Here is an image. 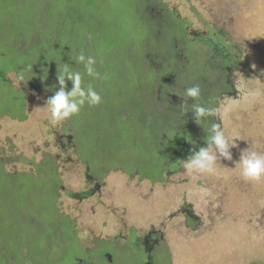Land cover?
<instances>
[{
    "label": "rangeland",
    "instance_id": "rangeland-1",
    "mask_svg": "<svg viewBox=\"0 0 264 264\" xmlns=\"http://www.w3.org/2000/svg\"><path fill=\"white\" fill-rule=\"evenodd\" d=\"M122 1L118 0L120 6ZM132 1L137 4V0ZM161 1L167 10L188 23L190 38L196 36L210 42L214 57L219 56L221 48L225 53L223 58L228 61L224 77L229 85L223 84L222 89L220 85L216 105L220 114L213 120L221 124L230 139H235L237 147L231 150L235 162L222 161L215 175L198 178L189 175L180 164L172 165L163 172L162 180L153 182L141 177L136 168H146H135L134 160L133 167L129 165L134 170L129 173L118 168L97 174L102 183L99 191L83 198L71 196L92 185L84 178L86 164L81 159L86 153L79 145L85 132H75L67 120L54 124L46 104L48 97L34 92L27 94L25 119L0 117V165L7 171L29 172L34 168L33 162L43 161L46 155L56 159L62 182L55 205L71 218L78 243L93 249L91 254L98 264H109L108 259H101L104 252L116 257L115 264H142V247L131 241L135 237L130 232L141 240L149 231L159 242L154 248L158 257L155 264H264V182L245 181L238 163L243 148L264 152V0ZM116 3L117 0L112 2ZM140 17L145 18L143 12L120 13L119 21L113 23L131 29L135 18ZM157 20L173 22L163 14ZM132 48L138 47L134 44ZM205 53V48L196 46L187 60H178L174 68L172 64L160 71L163 81L158 77L152 84L144 82L143 75L148 71L135 60L139 77L135 81L129 77L127 85L120 77L94 85L88 76L82 86H92L105 101L99 109L102 118H108L126 99L131 101L130 108L143 99L141 110L135 113L138 118L149 120L154 132H160V126L173 129L184 121L190 138H205L207 130L196 124L191 111L183 116L181 107L188 87L200 86L198 103L219 91L218 74L205 67ZM8 79L15 88L25 87L18 84L14 72L8 74ZM188 103L192 101L189 99ZM64 127L66 133L62 131ZM60 133L70 135L69 141L59 138ZM202 142L199 146L190 143L199 148L205 146L206 140ZM141 149L135 147L134 151ZM115 152L121 156L120 150ZM187 155L174 156L172 162ZM144 158L141 155L138 163ZM160 160L156 155L153 162L158 164ZM46 214L51 215L50 211ZM52 243L59 250L54 240ZM8 263L15 264L14 259L10 257Z\"/></svg>",
    "mask_w": 264,
    "mask_h": 264
},
{
    "label": "trees",
    "instance_id": "trees-1",
    "mask_svg": "<svg viewBox=\"0 0 264 264\" xmlns=\"http://www.w3.org/2000/svg\"><path fill=\"white\" fill-rule=\"evenodd\" d=\"M113 1L0 0V117L25 119L27 94L40 92L51 97L58 90L57 73L64 63L83 74V65L75 61L80 52L95 57L97 71L101 76H107L106 79L92 78L94 85L103 81L109 83L113 77H120L125 85L129 77L135 81L139 77L138 69L133 65L135 60L141 63L140 68L148 71L143 75L144 82L152 84L158 77L163 81L161 70L172 64L174 68L176 61L187 60L196 46H202L207 55L205 67L218 74L216 81L219 84L216 95L211 98L208 93L203 104L217 105L220 85L221 89L223 84L229 85L224 77L228 60L223 58L222 48L219 56L214 57V46L199 37L190 38L188 23L167 10L161 0H137L139 6L132 0H123L122 6L118 0L113 5ZM129 12H143L145 18H135L136 24L131 29L113 23L119 21L120 13ZM161 14L173 22L158 23L157 17ZM134 44L138 47L136 50L132 48ZM30 66L32 72L27 71ZM21 70H25L29 80L19 89L9 81L8 74ZM86 78L88 76L83 75V80ZM66 83L70 89L71 82ZM104 102L91 107L85 105L80 111L81 117L75 115L67 120L75 132H85L82 133L84 137L79 138V145L86 153L81 160L98 174L118 168L129 173L134 170L136 160L135 168L139 165L146 168L144 171L136 168L141 177L156 182L162 180L165 170L176 166L172 160L182 146L183 138L197 146L207 138H190L187 134L189 126L184 121L173 129L160 126V132H154V126L149 128V120L136 116L135 110H141L143 99L134 106L135 109L129 107L131 101L126 99L127 106L120 104L108 118H102L99 109ZM98 111L99 114L95 113ZM202 128L207 130L208 125ZM62 129L67 132L65 127ZM135 147L142 148L144 153L140 154L141 150L135 152ZM115 149L121 151V156ZM141 155L146 158L138 163ZM156 155L161 158L158 164L153 162ZM33 165L29 172L7 171L0 165V264H9L10 257L15 264H77L75 259L81 255V248L73 221L55 205L62 182L56 159L46 155L43 161L33 162ZM48 211L50 218L46 216Z\"/></svg>",
    "mask_w": 264,
    "mask_h": 264
},
{
    "label": "clouds",
    "instance_id": "clouds-1",
    "mask_svg": "<svg viewBox=\"0 0 264 264\" xmlns=\"http://www.w3.org/2000/svg\"><path fill=\"white\" fill-rule=\"evenodd\" d=\"M71 60V56L69 57ZM76 63L82 64L84 73L74 70L69 64L64 63L63 67L57 73L58 90L46 101L52 122L58 123L71 119L78 115L85 106H97L101 103V95L92 86H82L83 75L93 79H106L107 76H101L97 71V60L93 56H85L80 52L75 57ZM30 66L27 71H31ZM29 78L26 77L25 70L16 73V81L19 85L26 83ZM66 81L71 82L69 89ZM55 87V86H54ZM184 103L181 105L183 116L191 111L197 125L207 128V138L205 146L189 150L186 158L177 159L186 172L198 178L203 175H215L218 166L222 161H233L232 149L237 147L235 139H230L220 123L211 118H218L220 110L216 106H206L197 101L201 98V88L194 85L185 89L182 96ZM192 103L189 104L188 100ZM187 106V107H185ZM235 162V161H233ZM239 174L247 182H264V152H259L249 148L240 150L239 155Z\"/></svg>",
    "mask_w": 264,
    "mask_h": 264
},
{
    "label": "flooded vegetation",
    "instance_id": "flooded-vegetation-1",
    "mask_svg": "<svg viewBox=\"0 0 264 264\" xmlns=\"http://www.w3.org/2000/svg\"><path fill=\"white\" fill-rule=\"evenodd\" d=\"M59 138L61 137H65L67 142L69 141L70 135L68 134H61L58 135ZM183 143L182 146L180 147L179 151H176V156H186L187 153L189 152L190 149H192L194 146L186 141L184 138L182 139ZM176 165H178V163H176ZM85 173H84V178H86V180L91 183L92 185L90 187H88L85 190H81L79 193H72L71 196H78L80 198H83L87 195L93 194L96 191H99L100 186L102 183L99 182V178L97 176L98 172H96L97 170L91 169L89 168V166L86 164V168H85ZM133 234V237L131 239V241L133 243H135L136 245H140L142 247V252L144 253V261L142 262V264H155V260H157V252L156 249H154L156 246H159V242L158 239L155 238V234L151 231L147 232L145 236H142L141 240L139 239L140 237H137L133 232H130ZM101 239H99L98 241H100ZM135 241V242H134ZM130 242V241H129ZM96 246V244H94L93 248ZM113 246V245H112ZM118 246V245H115ZM79 247L81 248V255L76 258L75 260L77 261V264H98L97 259L94 258L91 254L93 249L88 248L86 245H82L79 244ZM157 248V247H156ZM104 254H106L105 252L102 254L101 259H105V261H107V258L104 256ZM111 259L108 260L107 262L109 264H115V258L112 255ZM119 258H117L118 260ZM122 259V258H121ZM100 260V259H99ZM158 262V260L156 261Z\"/></svg>",
    "mask_w": 264,
    "mask_h": 264
},
{
    "label": "water",
    "instance_id": "water-1",
    "mask_svg": "<svg viewBox=\"0 0 264 264\" xmlns=\"http://www.w3.org/2000/svg\"><path fill=\"white\" fill-rule=\"evenodd\" d=\"M104 256H105L108 260L111 259L110 256H109V254H104Z\"/></svg>",
    "mask_w": 264,
    "mask_h": 264
}]
</instances>
